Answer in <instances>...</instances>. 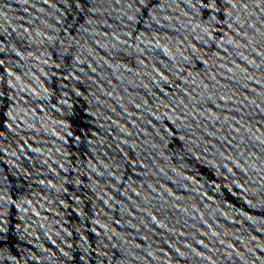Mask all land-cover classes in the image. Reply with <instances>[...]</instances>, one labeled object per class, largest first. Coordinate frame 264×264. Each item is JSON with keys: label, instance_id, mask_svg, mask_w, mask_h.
Wrapping results in <instances>:
<instances>
[{"label": "water", "instance_id": "95a60500", "mask_svg": "<svg viewBox=\"0 0 264 264\" xmlns=\"http://www.w3.org/2000/svg\"><path fill=\"white\" fill-rule=\"evenodd\" d=\"M0 264H264V0H0Z\"/></svg>", "mask_w": 264, "mask_h": 264}]
</instances>
